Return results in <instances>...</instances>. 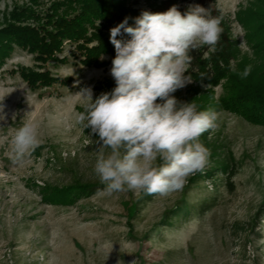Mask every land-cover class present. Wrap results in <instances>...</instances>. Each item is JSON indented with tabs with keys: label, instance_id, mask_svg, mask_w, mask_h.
I'll use <instances>...</instances> for the list:
<instances>
[{
	"label": "rangeland",
	"instance_id": "rangeland-1",
	"mask_svg": "<svg viewBox=\"0 0 264 264\" xmlns=\"http://www.w3.org/2000/svg\"><path fill=\"white\" fill-rule=\"evenodd\" d=\"M161 1L127 3L149 11L150 3ZM252 1L215 0L229 22L230 40L247 60L257 57L235 13ZM28 4L0 0V27L14 8ZM48 7L40 0L36 9ZM103 24L95 21L110 35L114 25ZM201 49L204 56L211 51ZM57 57L64 60L42 66L69 81L35 90L19 74L41 66L33 54L14 46L0 64V264H264V124L223 98L226 79L215 85L192 81L173 93L180 103L206 96L202 107L219 114V127L201 139L211 153L205 173L190 176L182 191L166 198L106 195L94 173L99 137L75 117L83 110L82 89L91 88L95 99L106 92V81L115 85L110 55H101L104 66H85L76 43L64 40ZM242 57L229 65L236 68ZM27 120L38 122L41 143L13 163L11 137ZM75 183L92 187L70 191L65 202L46 196Z\"/></svg>",
	"mask_w": 264,
	"mask_h": 264
},
{
	"label": "clouds",
	"instance_id": "clouds-1",
	"mask_svg": "<svg viewBox=\"0 0 264 264\" xmlns=\"http://www.w3.org/2000/svg\"><path fill=\"white\" fill-rule=\"evenodd\" d=\"M218 11L221 15L213 16L196 4L181 13L172 6L143 11L134 26L125 18L110 29L115 49L110 74L116 86L95 99L91 88L82 89L85 102L75 117L99 137L94 173L104 194L131 191L166 198L204 172L211 153L200 137L219 127V114L180 103L173 93L192 82L186 75L190 53L216 50L223 34ZM251 71L247 65L239 75L247 78ZM40 143L38 122L22 123L11 137L13 163L23 162Z\"/></svg>",
	"mask_w": 264,
	"mask_h": 264
},
{
	"label": "trees",
	"instance_id": "trees-1",
	"mask_svg": "<svg viewBox=\"0 0 264 264\" xmlns=\"http://www.w3.org/2000/svg\"><path fill=\"white\" fill-rule=\"evenodd\" d=\"M49 7L40 12V0H28L29 4L22 8H14L0 27V64L9 55L14 46L25 49L33 54L34 59L41 63L38 70L21 69L19 74L35 90L47 87L55 82L67 83L69 79L52 77L42 65L48 61H63L57 54L62 51L64 40L75 42L85 66L101 67L107 63L100 59L101 55H110L109 62L115 57L114 46L110 42V35H105L95 25L101 20L103 26L118 25L125 18L128 24L134 26L135 18L144 9H135L127 0H46ZM199 4L211 9L213 16H220L215 0H163L160 3H150V12H164L176 6L184 13L190 5ZM235 20L245 29L248 45L256 57L264 58V0H254L246 8H240L235 13ZM228 21L223 17L221 27L223 34L215 51L204 56L205 50H194L190 74L194 83L218 84L226 79L223 87L227 102L237 107L244 117L251 118L256 123L264 124V59L262 62L247 60L240 54L236 42L230 40ZM93 30L88 33V28ZM118 39L128 37H117ZM95 43V44H92ZM92 44V45H90ZM242 57L236 65L235 71L230 69V61ZM252 65V71L247 78L239 73ZM106 92H110L116 85L106 81ZM206 96L199 97L195 103L198 110H205L202 104ZM206 133V132H205ZM204 133V134H205ZM203 134V135H204ZM202 135V136H203ZM200 137V141L202 139ZM205 173V172H204ZM235 171L230 173L233 176ZM90 184L75 183L64 189H53L46 193L49 200L65 202L63 197L71 193H87ZM58 197V198H56ZM62 197V198H59Z\"/></svg>",
	"mask_w": 264,
	"mask_h": 264
}]
</instances>
